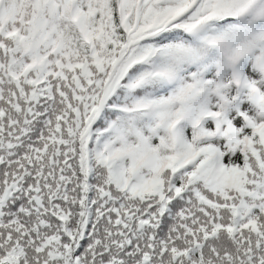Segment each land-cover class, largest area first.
Masks as SVG:
<instances>
[{
  "label": "snow or ice",
  "instance_id": "obj_1",
  "mask_svg": "<svg viewBox=\"0 0 264 264\" xmlns=\"http://www.w3.org/2000/svg\"><path fill=\"white\" fill-rule=\"evenodd\" d=\"M0 264H264V0H0Z\"/></svg>",
  "mask_w": 264,
  "mask_h": 264
}]
</instances>
